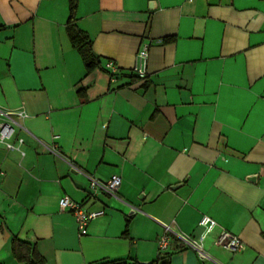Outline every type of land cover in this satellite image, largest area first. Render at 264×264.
I'll return each instance as SVG.
<instances>
[{"label":"crops","instance_id":"0c3cea01","mask_svg":"<svg viewBox=\"0 0 264 264\" xmlns=\"http://www.w3.org/2000/svg\"><path fill=\"white\" fill-rule=\"evenodd\" d=\"M68 21L69 0H0V109L28 115L24 154L0 143V264H31L15 237L44 264H264V0H78L90 71ZM63 196L104 214L81 234ZM165 224L208 257L175 233L161 253Z\"/></svg>","mask_w":264,"mask_h":264},{"label":"built area","instance_id":"2783aa9c","mask_svg":"<svg viewBox=\"0 0 264 264\" xmlns=\"http://www.w3.org/2000/svg\"><path fill=\"white\" fill-rule=\"evenodd\" d=\"M148 59V49H140L136 55L135 65L132 69L139 77H145L147 75ZM108 66L113 67V64L109 63ZM27 116V113L23 109H0V143H3L6 149L19 150L22 154H24V151L22 150L24 138L18 137L16 142H13L12 139L16 135V128L23 126L22 121L27 118ZM90 180L92 190H104L111 195L117 194L122 182V178L119 174H113L107 181H100L95 177H91ZM59 204L61 209H70L74 213L81 234L87 233L88 224L92 219L104 214V210L88 212L82 204L70 199L68 196L61 197ZM133 212H135V210H133ZM200 225L205 226L207 232H210L216 228L217 223L214 219L204 216L200 221ZM173 233L175 232L173 231L171 225L165 224L164 233L159 240V250L161 253L166 251L168 248L170 236ZM175 234H177L180 240H182V242L187 246L197 249L201 258L204 259L208 257L203 248V241L206 237L205 235L201 236L199 240H195L191 236L179 231ZM217 243L230 251L240 250L244 247L243 242L237 235H234L226 230L220 232L217 238Z\"/></svg>","mask_w":264,"mask_h":264},{"label":"trees","instance_id":"16d2710c","mask_svg":"<svg viewBox=\"0 0 264 264\" xmlns=\"http://www.w3.org/2000/svg\"><path fill=\"white\" fill-rule=\"evenodd\" d=\"M78 0H69V31L74 45L83 56L88 71L95 68H103L100 56L94 51L90 37L76 25V9ZM106 70V69H105ZM132 73L137 75L136 73ZM138 76V75H137ZM13 252L21 261H27L31 264H44V258L36 251L34 245L23 241L17 237L13 239ZM165 257H159L150 264H168L164 263Z\"/></svg>","mask_w":264,"mask_h":264},{"label":"water","instance_id":"95a60500","mask_svg":"<svg viewBox=\"0 0 264 264\" xmlns=\"http://www.w3.org/2000/svg\"><path fill=\"white\" fill-rule=\"evenodd\" d=\"M165 261H167V260H165ZM165 261H164V262H165ZM145 264H149V263H145Z\"/></svg>","mask_w":264,"mask_h":264}]
</instances>
